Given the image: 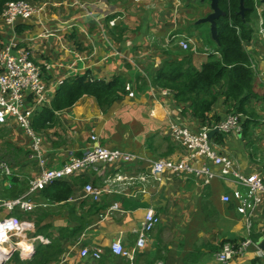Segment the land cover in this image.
<instances>
[{
  "label": "crops",
  "instance_id": "0c3cea01",
  "mask_svg": "<svg viewBox=\"0 0 264 264\" xmlns=\"http://www.w3.org/2000/svg\"><path fill=\"white\" fill-rule=\"evenodd\" d=\"M25 1L37 6L29 20L7 25L0 14V50L9 47L13 55L23 49L30 50L33 60L44 70L48 103L35 109L31 119L33 127L42 110L50 108L59 87L71 78L87 76L93 81L109 82L116 76H123L127 81V96L106 113L93 97L84 96L72 107L55 112L56 125L46 129L34 127L43 140L44 168L62 167L70 158H81L97 145L138 156L126 167L120 166L123 175L133 178L132 181L111 184L114 183L111 179L107 183L118 172L119 166L100 163L63 180L72 188V195L66 202L52 203L43 198L40 191L31 197L35 210L41 208V214L46 213L42 224L56 229H73L81 216L91 223L79 239L67 237L57 242L64 252L59 261L49 264H130L113 254L111 246L119 241L125 248L135 247L149 209L156 212L160 222L149 234L146 247L137 252L133 264H220L216 254L223 244L245 238H250L254 245L230 264H264V255L260 257L261 251L257 247L258 240L264 237V194L263 202L254 206L246 189L233 180L215 177L204 185L193 175L174 177L168 172L153 171L155 161H178L187 154L171 139V122L185 125L193 133L208 126L185 112L186 107L175 102L170 90L155 86L153 78L167 58L164 50L171 52L170 57H183L181 52L185 51L177 45H169L175 36H186L194 42L196 64H203L211 54L218 57L216 51L201 53L189 29L190 23L200 25L201 17L210 14V7L204 5V15L197 16L190 10L192 0ZM181 7H186V15ZM133 8L140 12H133ZM256 11L251 23L254 35L245 48L256 66L255 91L264 95V40L259 34L261 19L264 21L262 2L256 3ZM113 20L115 25L111 26ZM253 108L257 118L249 129L218 132L211 140L214 151L231 159L242 175L256 173L264 179V101L254 103ZM230 114L220 101L209 119L217 115L223 121ZM211 121L212 126L218 124ZM10 128H14L19 139H26L22 145L17 146L9 140ZM3 129L6 134L0 139V158L9 157L8 164L17 177L11 184L0 176V191L12 190V186L19 189L23 185L20 197L28 189L29 180L40 173L42 167L36 159L30 158L32 138L23 128L11 122L0 126V132ZM108 134L114 135L117 141L111 143L105 138ZM6 143L11 146L6 147ZM25 160L31 166L30 177H23L17 171L27 165ZM192 164L207 166L219 174V167L206 159L192 161ZM142 177L146 179L143 181ZM87 184L104 190L99 202L85 197ZM225 196L230 197L229 202L224 200ZM0 199L14 198L0 196ZM246 201L251 204L246 213L241 214L239 208ZM97 203L99 207L104 206L99 214ZM114 204H118L119 209L110 211ZM13 215L33 223L28 232L32 242L26 246L31 244L35 250L39 243H51L37 240L44 235L37 234L36 223L27 213L15 211ZM56 229L48 233L58 237ZM84 248H99L101 259L82 257ZM31 256L21 260L30 261Z\"/></svg>",
  "mask_w": 264,
  "mask_h": 264
},
{
  "label": "built area",
  "instance_id": "2783aa9c",
  "mask_svg": "<svg viewBox=\"0 0 264 264\" xmlns=\"http://www.w3.org/2000/svg\"><path fill=\"white\" fill-rule=\"evenodd\" d=\"M36 11L37 6L31 2L25 0L8 1L2 10L1 19L5 24L13 25L18 20H29ZM110 25L114 26L115 21H111ZM259 34L264 40L263 19H261ZM172 41L184 51L194 49V42L186 36H175ZM247 44L248 42L244 43L245 46ZM252 67L256 72V66L253 64ZM43 75L42 66L33 60L30 50L23 49L16 55L11 54L9 47L0 50V126L15 122L23 128L32 138L30 158L36 159L42 167L41 172L29 180L28 189L22 196L14 199H0V264L10 261L16 252H19L22 259H28L34 250L31 244L25 245L32 242L29 239L28 232L33 228V223L13 215L15 211L26 214L35 210L36 205L31 199L32 195L56 181L67 179L88 167H96L100 163L117 164L119 166L118 172L108 179L107 183H110L111 179L114 182L111 184L133 180V178H127L123 175L120 166L126 167L135 161L138 156L131 152L110 149L101 145L85 152L81 158H70L62 167L44 168L45 161L41 152L42 136L33 130L31 124L35 109L48 103L49 90L43 81ZM30 99H32L31 106L29 105ZM245 120V115L232 113L215 126H205L198 133H193L185 125L171 122L170 137L176 144L184 148L187 154L178 161L169 159L155 161L153 164L154 173L168 172L174 177L193 175L201 180L204 185L209 184L215 177L223 180H233L246 189L248 198L254 206L261 204L263 202L262 195L264 194L263 177L256 173L249 176L242 175L237 171L231 159L220 156L214 151L212 140L208 136V133L215 128H219L220 132L226 133L234 130L242 131ZM92 140L95 141L96 137L93 136ZM201 158L217 165L219 174H216L207 166L197 167L192 164V161ZM0 172L7 177H11L13 174L10 165L6 161L0 162ZM145 179V177L141 178L143 181ZM103 192V189L96 188L92 184H87L84 187L85 197L93 202H99ZM105 192H109V190H105ZM224 200L229 202L230 197L225 196ZM251 203L244 202L239 208V212L241 214L246 213V208ZM118 209V204H114L110 211ZM159 222L160 217L153 209H149L145 214L143 227L138 232L135 247L128 249L121 242L116 241L111 246L113 254L133 264L137 252L146 247L149 234ZM14 239L16 240L14 241ZM37 239L41 242H48L43 237ZM253 245L250 238L224 243L217 252L216 259L220 264H230L237 256L246 253ZM101 254L102 251L99 248L93 250L84 248L81 251L82 257L91 256L95 260H100ZM259 254L260 257L264 255L262 251Z\"/></svg>",
  "mask_w": 264,
  "mask_h": 264
},
{
  "label": "trees",
  "instance_id": "16d2710c",
  "mask_svg": "<svg viewBox=\"0 0 264 264\" xmlns=\"http://www.w3.org/2000/svg\"><path fill=\"white\" fill-rule=\"evenodd\" d=\"M8 1L18 0H0V14ZM199 4L209 5V0H205L204 4L199 0ZM219 7L224 15L217 20L219 42L216 53L218 57L211 54L200 65L196 64L193 51L181 52L182 58H173L170 57L169 50H164L167 58L162 61L156 71L153 84L170 90L174 94L175 102L186 107L185 112L188 111L194 119L208 126H212L211 119L215 123H220L221 117L213 115L209 119V114H212L218 102L222 101L226 112L241 113L246 116L243 124L246 131L250 125L255 124L257 118L253 108L254 103L264 101V95L255 91L256 72L252 67L254 63L244 45L245 42H250L254 35L251 23L252 16L257 15L256 0H245V18H242L239 13L240 0H220ZM126 84L127 81L123 76H116L109 82L93 81L87 76L71 78L59 87L50 108L42 110L34 120V127L46 129V127L56 125L58 119L55 112L72 107L84 96L93 97L102 112L106 113L115 103L121 102L127 96ZM34 127L32 126L33 130ZM5 134L6 129H3L0 132V139H3ZM10 146L6 143V147ZM16 177L17 175L14 174L10 181L15 183ZM63 180L47 186L39 194L43 198H48L52 203L68 201L72 195V188L67 181ZM11 188L13 189L0 191V196L15 198L24 191L23 185L19 189L17 186ZM102 209L104 206L99 207L97 203L98 214ZM27 215L35 221L37 234L44 235L51 243L49 245L39 243L30 261L21 260L19 253L16 252L5 264H49L59 261L64 251L57 242L67 237L79 239L91 225L87 218L81 216L73 229H56L52 225L42 224L46 213L42 215L41 208ZM52 229L57 230L58 237L48 233Z\"/></svg>",
  "mask_w": 264,
  "mask_h": 264
},
{
  "label": "rangeland",
  "instance_id": "374dc122",
  "mask_svg": "<svg viewBox=\"0 0 264 264\" xmlns=\"http://www.w3.org/2000/svg\"><path fill=\"white\" fill-rule=\"evenodd\" d=\"M198 3H199V0H192V2L190 3L191 13L194 12L195 13L194 15H197V16H199L200 14L201 15L203 14L202 13V11L204 9L203 7H205L202 4H201L202 6L199 7V4ZM201 3L204 4V2H202V1H201ZM208 6L210 7V2H209V5ZM181 8H184L182 11H183V14L186 15V12H185L186 7H181ZM132 10H133V12L134 11L140 12L136 8H133ZM190 10L188 9V11H190ZM201 18H203V17H201ZM187 29H188V26H187ZM189 29L192 30V35L196 39V42H197L199 51L201 53H206V54L215 53V51L217 50V44L212 39L211 26H210L209 23H202L200 25H196V22H193V23H190L189 24ZM171 40H173V39L171 38ZM169 45H175V44L171 41V43ZM202 58L203 59H207L206 56H202ZM144 90H146V87H144ZM10 129H11V134H9V140H11V142H13V144H15L17 146L18 145H22V142H24L26 139L25 140L24 139L23 140L19 139L18 135H15L14 128H10ZM105 138L111 140L112 141L111 143H115L117 141L116 138H115V136L112 135V134H108V136H106ZM102 144H104V139L102 140ZM0 145H1V143H0ZM1 153L2 152L0 151V155H1ZM0 159H2V158H0ZM2 160H5L6 162H8L9 157L8 158H3ZM25 164H27L25 167L20 168L17 171L23 177H30L32 175V172H31V169H30L31 166H30L29 163H27V161L25 162ZM13 172H14L13 173V175H14L16 172L15 171H13ZM34 195H32V196H34ZM15 240L16 239H14V241Z\"/></svg>",
  "mask_w": 264,
  "mask_h": 264
},
{
  "label": "water",
  "instance_id": "95a60500",
  "mask_svg": "<svg viewBox=\"0 0 264 264\" xmlns=\"http://www.w3.org/2000/svg\"><path fill=\"white\" fill-rule=\"evenodd\" d=\"M202 2H205V0H201ZM219 1L220 0H209L210 2V8L211 12L206 17L199 20V24L201 23H209L211 26V35L213 40L218 44V29H217V20L224 15V12L219 7ZM261 2L264 4V0H261ZM245 0H240V15L242 18H245ZM220 132L219 128L213 129L211 132L208 133V136L210 139L214 136V134ZM257 247L260 251L264 252V237H261L257 242ZM4 264V263H1Z\"/></svg>",
  "mask_w": 264,
  "mask_h": 264
},
{
  "label": "clouds",
  "instance_id": "9594fccd",
  "mask_svg": "<svg viewBox=\"0 0 264 264\" xmlns=\"http://www.w3.org/2000/svg\"><path fill=\"white\" fill-rule=\"evenodd\" d=\"M261 2V0H257V2L256 3H258V2ZM179 37H183V36H179ZM187 38V37H186ZM194 46V45H193ZM180 48V47H179ZM181 49V48H180ZM195 49V48H194ZM194 49H191V50H188V52L189 51H193L194 53H196V51L194 50ZM182 50V49H181ZM184 51V50H183ZM185 52H187V51H185ZM2 162V161H1ZM11 167V166H10ZM12 169V168H11ZM12 171H13V169H12ZM14 173V172H13ZM0 175H1V177L2 178H4L5 180H8L11 184H13L10 180H11V178H13V174H12V176L11 177H7V176H5V175H2L1 174V172H0ZM39 237H43L45 240H47L48 242H49V240L48 239H46L44 236H39ZM39 242H41L39 239H37ZM35 250H33V252H34ZM33 252H32V254H33ZM19 253V252H18ZM31 254V255H32ZM21 258V257H20ZM22 259V258H21ZM29 259V258H28ZM27 260V259H26ZM9 262V261H8ZM8 262H6V263H8ZM5 264V263H4Z\"/></svg>",
  "mask_w": 264,
  "mask_h": 264
},
{
  "label": "bare ground",
  "instance_id": "6f19581e",
  "mask_svg": "<svg viewBox=\"0 0 264 264\" xmlns=\"http://www.w3.org/2000/svg\"><path fill=\"white\" fill-rule=\"evenodd\" d=\"M109 24V23H108Z\"/></svg>",
  "mask_w": 264,
  "mask_h": 264
}]
</instances>
